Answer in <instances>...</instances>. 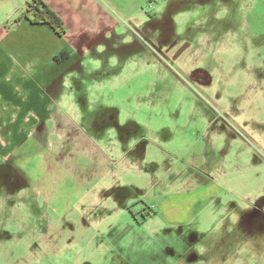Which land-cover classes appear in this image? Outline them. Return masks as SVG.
I'll return each mask as SVG.
<instances>
[{
  "label": "rangeland",
  "instance_id": "rangeland-1",
  "mask_svg": "<svg viewBox=\"0 0 264 264\" xmlns=\"http://www.w3.org/2000/svg\"><path fill=\"white\" fill-rule=\"evenodd\" d=\"M28 1L0 0V101L28 107L34 86L99 136L46 205L9 192L0 160V264H264V0H50L73 47L50 57L38 35L19 59L3 44ZM109 114L140 153L109 152Z\"/></svg>",
  "mask_w": 264,
  "mask_h": 264
},
{
  "label": "crops",
  "instance_id": "crops-1",
  "mask_svg": "<svg viewBox=\"0 0 264 264\" xmlns=\"http://www.w3.org/2000/svg\"><path fill=\"white\" fill-rule=\"evenodd\" d=\"M43 1L54 12L56 11L50 0ZM55 13L57 14V12ZM59 17L63 19L66 27L67 23L64 16L60 15ZM38 35H44L46 38L48 37L51 43L56 44L49 52L50 57L64 45L73 47L67 40V33L59 38L49 28L33 26L27 21L20 23L16 32L10 33L9 39L3 45L9 52L13 53V56L16 55L20 59V54L23 52L43 47L44 43H42L41 38H37ZM40 66V85L45 88L49 87L48 93L54 95L55 99L63 98L64 93L54 85L60 76L61 70L59 69L61 66L55 64L46 68L45 63L40 64ZM7 90L5 91L6 95L8 94ZM24 93L32 98L28 107L12 106L8 99L1 102L2 97L0 98V119L9 124L12 123L14 126L12 139L7 141L0 136V160L2 162L7 160L11 169L23 177L22 188L14 191H24L23 193L27 195L26 200H28V195H31L41 204L46 205L52 198V195H49L52 189L51 183L54 185L63 176L72 175L73 170L80 169L79 161L83 158L86 159L88 153L96 151L94 144L99 135L94 134V130L92 133L88 131V126L82 120V110L73 100L66 103L62 101L59 103L52 102L44 95L41 98L40 92L34 86L24 88ZM19 111H21L20 115ZM100 116H104V114L100 113ZM108 121L110 124H106V127L104 121L94 119L92 127L96 129L101 125L105 126L106 129L100 138L106 137L108 144L114 142L119 144L116 146L111 144L112 146L108 147L109 152L113 151L125 155V153L131 152L132 148H135L136 153L142 151L141 141H137L133 147L130 145V143L133 144L130 142V136L135 131L134 126L117 123L114 121L113 115L110 114ZM112 122L114 126H110ZM86 126L87 128H84ZM26 143L27 145H25ZM21 146L23 148L20 152ZM11 201L14 204H20L19 200L15 198ZM169 208V202L163 203L159 212L163 214V212L169 211ZM151 215L154 217L156 213Z\"/></svg>",
  "mask_w": 264,
  "mask_h": 264
},
{
  "label": "trees",
  "instance_id": "trees-1",
  "mask_svg": "<svg viewBox=\"0 0 264 264\" xmlns=\"http://www.w3.org/2000/svg\"><path fill=\"white\" fill-rule=\"evenodd\" d=\"M20 20H25L33 26H45L59 38L66 34L63 20L43 0L26 2L18 18V21Z\"/></svg>",
  "mask_w": 264,
  "mask_h": 264
},
{
  "label": "flooded vegetation",
  "instance_id": "flooded-vegetation-1",
  "mask_svg": "<svg viewBox=\"0 0 264 264\" xmlns=\"http://www.w3.org/2000/svg\"><path fill=\"white\" fill-rule=\"evenodd\" d=\"M200 77V76H198ZM7 178H8V186H5L9 192H15L14 190L20 189L23 186V177L17 173H15L10 166L7 167ZM2 186V185H1ZM4 189V188H3ZM1 190V187H0ZM1 201V200H0ZM11 203L8 204V207H12L14 205L13 201H10ZM24 203H27V200L25 199ZM25 206V205H24ZM27 206V204H26Z\"/></svg>",
  "mask_w": 264,
  "mask_h": 264
},
{
  "label": "water",
  "instance_id": "water-1",
  "mask_svg": "<svg viewBox=\"0 0 264 264\" xmlns=\"http://www.w3.org/2000/svg\"><path fill=\"white\" fill-rule=\"evenodd\" d=\"M188 45H184L182 46L175 54V58L178 57L186 48H187Z\"/></svg>",
  "mask_w": 264,
  "mask_h": 264
}]
</instances>
